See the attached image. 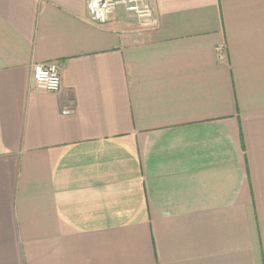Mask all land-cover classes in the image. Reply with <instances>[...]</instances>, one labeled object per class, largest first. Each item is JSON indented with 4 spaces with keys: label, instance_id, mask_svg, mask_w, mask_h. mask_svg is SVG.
<instances>
[{
    "label": "crops",
    "instance_id": "crops-1",
    "mask_svg": "<svg viewBox=\"0 0 264 264\" xmlns=\"http://www.w3.org/2000/svg\"><path fill=\"white\" fill-rule=\"evenodd\" d=\"M151 1L0 0V264H264V0Z\"/></svg>",
    "mask_w": 264,
    "mask_h": 264
},
{
    "label": "built area",
    "instance_id": "built-area-1",
    "mask_svg": "<svg viewBox=\"0 0 264 264\" xmlns=\"http://www.w3.org/2000/svg\"><path fill=\"white\" fill-rule=\"evenodd\" d=\"M124 6L140 21L151 18L153 4L151 0H87L91 21L105 24L118 6ZM33 79L38 89L58 92L62 86L61 66L57 62L36 63L33 67ZM70 112V110H66Z\"/></svg>",
    "mask_w": 264,
    "mask_h": 264
}]
</instances>
